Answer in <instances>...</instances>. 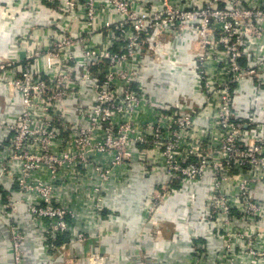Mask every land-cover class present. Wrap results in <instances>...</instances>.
<instances>
[{
	"label": "built area",
	"instance_id": "built-area-1",
	"mask_svg": "<svg viewBox=\"0 0 264 264\" xmlns=\"http://www.w3.org/2000/svg\"><path fill=\"white\" fill-rule=\"evenodd\" d=\"M33 2L43 7V0ZM83 2L88 4L86 23L79 32L67 26L56 35L46 53L53 61L48 71L0 61V89L17 91L22 101V111L9 127L12 138L0 146V172L29 196V211L42 221L44 242L52 244L70 231L74 214L58 193L61 188L100 201L104 186L129 176L138 159L150 166L147 170L161 166L171 177L170 184L151 193L147 209L153 214L172 185L206 176L210 162L195 135L198 109L157 103L140 87L141 51H153L158 55L154 63L161 64L170 56L168 44L190 35L198 63L194 84L218 98L209 117L215 136L210 141L223 158L212 167L216 177L208 210L209 217L222 222L218 235L223 248L215 264H264V202L253 194L254 185L264 179V138L256 140L255 133L244 131L235 97L247 78L255 82L258 96L248 118L259 128L256 118H264V0H103L106 15L114 19L101 27L93 0H59V6L72 15ZM105 31L114 51L96 43L95 34ZM43 56L32 54L27 60L37 63ZM72 60L79 62L76 77L68 66ZM61 62L68 70L59 72ZM81 89L85 101L74 107V92ZM233 171L239 173V189L232 195L225 189ZM76 231V240L84 242L85 231ZM12 239L15 264H24L26 236L12 226ZM99 259L95 255L92 262ZM188 264L207 261L194 251Z\"/></svg>",
	"mask_w": 264,
	"mask_h": 264
},
{
	"label": "crops",
	"instance_id": "crops-1",
	"mask_svg": "<svg viewBox=\"0 0 264 264\" xmlns=\"http://www.w3.org/2000/svg\"><path fill=\"white\" fill-rule=\"evenodd\" d=\"M42 3L40 8L33 0H0V61L31 63L40 71L49 70L53 61L46 53L64 28L60 23L62 14L57 13L59 0L56 4L47 0ZM78 17L72 14L67 18L69 29L75 32L79 31ZM94 37L102 47H111L112 40L106 31ZM190 40V35L179 36L167 46L170 56L161 64L151 62L148 93L157 103H184L197 108L196 135L202 140L201 146L206 147L211 143L206 119L215 112L218 98L200 92L194 84L198 63ZM111 50L115 49L111 47ZM77 53L80 61V51ZM32 54L44 56L36 63L27 60ZM78 63L72 60L68 64L74 68L75 77ZM85 89L74 92L78 101H85ZM256 94L253 80L238 86L236 109L246 124L244 131L264 136V118H256L259 128L248 118H252L250 109ZM262 99L264 101V95ZM78 106L79 102L74 107ZM21 111L19 93L0 89V146L12 138L9 127ZM212 145L215 152V144ZM215 158L218 163L223 161L219 150ZM146 164L135 159L129 176L114 178L104 186L100 201L95 196L92 200L82 199L71 187L59 189L74 217L69 219V233L52 244L44 242L42 221L29 211V196L21 194L11 178L0 172V264H15L12 226L27 239L24 264H188L194 251L204 255L207 264H215L223 248V239L218 235L219 231L223 233L222 222L208 216L216 172L211 168L203 178L172 185L173 191L166 202L149 214L151 193L170 184L171 177L161 166L155 165L157 169L150 171ZM236 176L239 177L237 171L230 174L227 194L238 192ZM253 194L264 202V179L254 185ZM78 228L85 231L86 240L82 243L76 240ZM95 255L100 257L97 263L92 262Z\"/></svg>",
	"mask_w": 264,
	"mask_h": 264
},
{
	"label": "rangeland",
	"instance_id": "rangeland-1",
	"mask_svg": "<svg viewBox=\"0 0 264 264\" xmlns=\"http://www.w3.org/2000/svg\"><path fill=\"white\" fill-rule=\"evenodd\" d=\"M61 4V6H59V8H58V12L57 13H61L62 14V16L60 17V23H62V26H63V28H66L67 26H69V23L67 22V18H68V15L66 14V13H64L62 10H61V8H63V4L62 3H60ZM93 7H94V9H96L97 10V20H96V25L97 26H99V27H101L102 25H106V24H104L106 21H110V20H113L114 18H112V17H109V16H107L106 15V9L104 8V4H103V0H93ZM86 6H88V4L87 3H81L80 4V10L76 7V9H75V13H73V15H77V16H79L78 18H77V20H78V26H79V28H78V30L80 31V29H81V27L84 25V23H86V21L83 19L85 16H87L88 15V12L86 11ZM102 10L103 11H105L104 12V15L105 16H103V14H102ZM115 9L114 8H112V10L110 11V12H112V11H114ZM85 15V16H84ZM73 17V16H72ZM57 19V18H56ZM72 19H74V17L72 18ZM103 20H104V22H103ZM57 22H58V24H59V21L58 20H56ZM70 26H72V21H71V24H70ZM79 31H77V32H79ZM255 36H256V34H254L253 33V35H251V38L252 39H254L255 38ZM78 54V53H77ZM78 56V55H77ZM157 56L158 55H155L154 54V52L153 51H148V50H142L141 51V56H140V62H141V68H143L142 70H141V76H140V81H141V90H142V92H148V90H149V73H151L150 71H151V68H150V66H152V63L151 62H153V64H154V62H155V60L157 59ZM79 58V57H78ZM82 60V59H81ZM80 60V61H81ZM159 60V59H158ZM83 62V61H82ZM157 62H159V61H157ZM58 65V64H57ZM56 65V66H57ZM57 67H59L60 68V70H59V72H61V70H63V71H66V70H68V67L65 65V64H63L62 62H61V64L60 65H58ZM56 67V68H57ZM248 81V78H247V80L244 82V83H246ZM243 83V84H244ZM242 85V84H241ZM256 96H258V94H256ZM151 98V97H150ZM73 102H74V104L76 105V103H78V98H74L73 99ZM81 101H79V103H80ZM237 115H239V113H237ZM76 116V115H75ZM77 117V116H76ZM206 121H207V123L209 124V122H210V119H209V117L206 119ZM209 126V135H208V140H210L211 139V136H213V137H215L214 136V134H212V132H211V126L210 125H208ZM195 134V132L193 131V135ZM223 134V133H222ZM196 135V134H195ZM194 135V136H195ZM262 138H264V136H261L260 135V133H257L256 132V137H255V139L257 140V139H262ZM251 142H254V141H250V143ZM212 146V147H211ZM201 149H202V154H203V156H204V158H205V160L206 161H209L210 162V165H207V169L205 168V172H206V175H208V172L210 171V169L213 167V165H214V163H216L217 161H216V150L217 149H219V148H217L216 150H215V152L213 151V145L211 144V143H209V145L208 146H206V147H201ZM220 151V150H219ZM223 152V151H222ZM220 153H221V151H220ZM257 155H259V154H257ZM256 160L257 161H259L260 160V156H257L256 157ZM258 166H261V165H258ZM250 170H251V167H250ZM260 172H262V171H260ZM20 202H22L21 200H20ZM14 209H15V207H14ZM257 245H259V243H257Z\"/></svg>",
	"mask_w": 264,
	"mask_h": 264
}]
</instances>
